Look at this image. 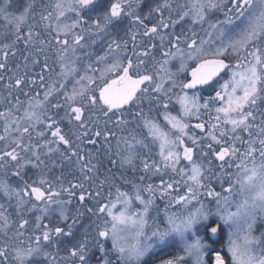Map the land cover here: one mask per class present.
<instances>
[{"label":"snow or ice","instance_id":"snow-or-ice-1","mask_svg":"<svg viewBox=\"0 0 264 264\" xmlns=\"http://www.w3.org/2000/svg\"><path fill=\"white\" fill-rule=\"evenodd\" d=\"M0 21V264L177 242L157 264H264V0H0Z\"/></svg>","mask_w":264,"mask_h":264},{"label":"trees","instance_id":"trees-1","mask_svg":"<svg viewBox=\"0 0 264 264\" xmlns=\"http://www.w3.org/2000/svg\"><path fill=\"white\" fill-rule=\"evenodd\" d=\"M216 87H217V84H216ZM214 91V89H209V90H206V96L212 94ZM216 187V190L217 191H220V187L219 185H214ZM160 207L163 208V204H160ZM175 210V209H174ZM259 234V232L257 233V235ZM222 239H226V233H222ZM179 248H180V244L179 242H177L176 244L170 246V247H166V248H163V250H158L156 253H155V256H153L152 258H150L148 260V264H157V259L158 258H161V257H168V256H171V255H176L178 254L179 252Z\"/></svg>","mask_w":264,"mask_h":264},{"label":"rangeland","instance_id":"rangeland-1","mask_svg":"<svg viewBox=\"0 0 264 264\" xmlns=\"http://www.w3.org/2000/svg\"><path fill=\"white\" fill-rule=\"evenodd\" d=\"M0 23H2V21H0ZM194 62H189V65L191 66V64H193ZM179 67V61H174L173 64H172V70L173 71H176V69ZM186 72L185 73H181L180 75H183L185 76ZM224 79H227L228 76L227 75H224L223 76ZM222 83V80L220 81ZM71 87V85H69V88ZM217 87H219V83L217 84ZM172 107V110L173 112H175L176 110H178L179 108V105L176 104L175 102H173V105L171 106ZM159 119V118H158ZM160 123L165 127V129L167 130V125L164 124L162 118H160ZM0 129H2V123H0ZM156 151V149H154V152ZM233 172H235V170H232ZM225 187H227V184H225ZM207 202V201H206ZM235 210V209H233ZM227 232V230H225V233ZM259 232V229L257 230V233ZM256 233V234H257ZM64 253L62 252L61 255H63Z\"/></svg>","mask_w":264,"mask_h":264},{"label":"flooded vegetation","instance_id":"flooded-vegetation-1","mask_svg":"<svg viewBox=\"0 0 264 264\" xmlns=\"http://www.w3.org/2000/svg\"><path fill=\"white\" fill-rule=\"evenodd\" d=\"M12 2H13V6L15 7V6H16V0H12ZM0 24H2V23H0ZM121 27L123 28L124 26L122 25ZM41 59H42V57H41ZM194 66H195V63L191 64L190 67H194ZM37 71H39V68H34V69H33V72H37ZM186 78H188L187 73L185 74V76H183V75H179V79H186ZM217 84H218V83H217ZM189 94H190V95L192 94L191 91L189 92ZM201 94H202L203 96H206V90L202 91ZM21 99H23V97H21ZM173 102H175V101H173ZM153 115H155V113H153ZM158 118H159V117H158ZM159 119H160V118H159ZM194 122H195V121H193V123H194ZM113 143H115V141H113ZM232 170H235V169L233 168ZM13 182H15V181H13Z\"/></svg>","mask_w":264,"mask_h":264}]
</instances>
